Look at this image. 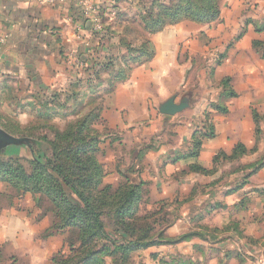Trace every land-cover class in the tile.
<instances>
[{"label": "crops", "instance_id": "1", "mask_svg": "<svg viewBox=\"0 0 264 264\" xmlns=\"http://www.w3.org/2000/svg\"><path fill=\"white\" fill-rule=\"evenodd\" d=\"M226 3L235 6L238 0ZM88 6L98 14L85 16ZM144 6V0H0V102L9 100L6 108L14 116L54 112L53 120L64 123L83 119L89 107L102 122L95 128L104 134L106 170L118 149L129 150L133 160L153 143L141 178L152 182L158 202L174 203L167 208L172 220L164 224V235L130 254V264H264V168L238 188L241 179L224 177L213 159L234 150L229 137H237L236 122L219 119L218 131L225 125L230 135L203 139L197 156L188 157L190 146L183 142L192 115L160 113L165 95L177 91L180 73L191 63L181 55L190 57L210 30L183 20L140 37L127 27L138 20L131 13ZM140 38L152 53L144 63L137 56ZM7 88H15V100L7 99ZM72 105L81 110L73 119ZM247 128L252 136L253 123ZM244 141L249 150L255 145L254 139ZM194 167L206 173L195 174ZM195 183L205 190L191 191ZM38 202L39 196L14 195L0 182V264H46L64 246L61 234L47 239L52 216Z\"/></svg>", "mask_w": 264, "mask_h": 264}, {"label": "rangeland", "instance_id": "2", "mask_svg": "<svg viewBox=\"0 0 264 264\" xmlns=\"http://www.w3.org/2000/svg\"><path fill=\"white\" fill-rule=\"evenodd\" d=\"M160 1L168 3V0ZM177 1L174 0L175 5ZM190 1L194 4L199 3L197 0ZM214 1L218 4V15L215 19L208 24L197 22L204 29L208 28L210 30L209 34L204 35L205 39L202 43L196 42L194 44L195 50L190 57L187 54L181 55L182 62L187 59L189 61L190 58L191 63L187 62V70L180 73L183 76L179 80L180 86H178L176 92L165 95V102L172 101L176 107H181L179 114L188 112L192 115L191 131L188 139L183 142H188L187 149L188 144L190 146L185 154L188 157H196L192 155L195 152L196 154L199 153V146L203 139L214 140L223 134L224 136L226 134L230 135L225 125H222L221 131H218L215 122L217 123L219 119L221 122L229 119L236 122L237 137L232 134L229 140L234 142V149L237 145L243 146L244 153L240 152L232 157L233 151L231 154L221 152L213 159L216 160L215 164L221 170L223 169L221 173L225 175L224 177L237 175L238 179H241L237 186L239 188L246 183L248 178L264 168V113H262L264 110V0H238L237 5L233 6L234 4H232L229 7L226 0ZM144 4H146L144 11H133L131 13V16L138 17V20L136 19L134 22L129 20L131 29L127 27V31L139 32L140 37L142 34H148V29L144 28L145 24L142 23L141 19L149 16L153 0H144ZM153 8L157 11L160 8V4L153 5ZM128 42L131 43L130 41ZM143 42H145V39L143 40L142 38L137 42V46L142 51L137 54L136 50V54L140 61L142 59L144 63L151 58L149 56V46ZM202 47H204V52L200 50ZM134 62L136 63V61ZM221 69H224L222 75L220 74ZM14 90L15 88H7V91L13 92L12 96H10L11 93L7 92V99L10 97V100L16 99ZM6 106L10 108L9 100L4 103L0 102V128L13 137L26 138L29 143L28 145L6 147L0 153V166L2 168H6V166L16 168L20 165L27 175H31L34 169V159L43 162L46 156L53 153L49 144L43 142V137L58 145L61 149H75L78 147L82 148L88 138L96 136L98 151L94 153L93 157L94 161L102 168L103 174L97 182V184L101 183L98 186L99 192H93L96 203L92 205L102 211L101 220L106 233L115 241L120 242L129 239L122 235L120 227L115 223L116 214L114 215V212L122 205L124 198L129 196V191H132L133 193L135 192L136 196V202L134 203V207H137L138 211L136 216L140 217L142 222L150 228V233L155 238L156 236L164 235V224H169L172 220V215L168 213L167 208L174 203L164 200L158 202L150 193V189L153 188L152 182L148 177H142L145 180L141 178V174L146 169L143 167L144 159L147 158L146 160H148V156L154 153L153 143L141 150L133 160L129 150L125 148L124 150L118 149V151L114 152L115 155L110 159V164L106 170L101 160L104 151L100 149L104 134L100 133L99 129H96L98 134H91L93 136L82 135L80 137L76 136L75 133H73V136L71 134L61 135L65 131V134L74 132L77 123L82 121V119H73L76 114L81 113L78 105L69 107L68 113H70L73 120L68 123H64L58 118L53 120V118H48L47 115L39 112H35L36 114L26 112L22 116H14V112L10 113V109H7ZM85 109H88L84 111L86 115L93 112L89 107ZM54 114L56 113L52 112L50 114L51 117ZM255 115L257 119H255ZM246 122L247 126L253 123L252 136L246 133L248 129ZM93 124H96V127L101 125L102 122L97 120ZM117 139L118 137H116V141ZM249 139H254L255 141V145L251 150L240 142V140L248 142ZM197 144L199 146L195 147ZM65 157L64 155V165L69 168L72 163ZM172 160L175 161V159ZM89 162L87 163L88 166ZM216 165H214L212 171L216 170ZM193 171L195 174H201L195 170ZM184 174L180 176H185ZM114 178L115 180H113ZM107 187L111 189L105 191L104 189ZM10 188L13 194L18 196L16 190L11 186ZM204 190L205 187H202L199 183H195L191 188V191L195 192ZM66 192L71 200L77 201L75 196L70 194V191L67 190ZM103 192L106 194L103 195ZM36 195L39 196L38 205L42 206L43 210L52 216L51 228L46 233L47 239L60 234L65 237L64 246L56 254L50 256L51 258L49 257L48 263L46 262V264H53V258L59 253L66 257L70 254L69 245L77 242L76 236L72 235L76 231L70 228L61 231L55 229L54 224H57V220L51 211L52 208L49 201L44 199V196ZM127 199H130V196ZM107 242H104L105 245H107ZM139 249L143 248L130 247L125 255L124 264H130V254ZM13 256L10 253L12 259ZM42 257V255L36 256L38 262H43L40 260ZM97 258L102 264H107V261H105L107 258L111 260L109 264H120L114 254L100 255ZM10 262L11 260H9V264Z\"/></svg>", "mask_w": 264, "mask_h": 264}, {"label": "trees", "instance_id": "3", "mask_svg": "<svg viewBox=\"0 0 264 264\" xmlns=\"http://www.w3.org/2000/svg\"><path fill=\"white\" fill-rule=\"evenodd\" d=\"M163 2L153 0V5L160 4V8L155 11L152 5L149 16L141 19L145 24L144 28L148 29V34L157 33L168 25L183 20L208 24L218 15V4L214 0H197L199 3L195 4L190 0H178L176 5L174 0H168L167 4ZM182 2L183 4H181ZM140 50L142 51L141 48ZM149 51L151 58L152 53L150 49ZM93 112L87 114L82 121L77 123L74 132L65 134V131L61 135L71 134L73 136L75 133L76 136L81 137L82 135L98 134L95 128L96 124H93L95 121L97 122L98 117L95 112L93 115ZM45 115L52 119L49 113H45ZM255 119H257L256 115ZM42 139L43 142L49 144L53 153L46 156L43 162L34 159V169L31 175H27L20 165L16 168L0 166V182L10 185L16 190L18 196L26 193L44 196V199L49 201L51 211L57 220V224H54L55 229L61 231L70 228L76 231L72 235L76 236L77 242L69 245L70 254L66 257L59 253L53 258V264H102L97 257L109 254H114L117 256L118 262L124 264L125 255L130 247L144 248L152 243L154 236L150 233V228L142 222L140 217L136 216L138 215L137 207H134L136 196L132 191H129L130 199H127L129 196H126L122 205L114 212V215L116 214L115 223L120 227L122 235L129 239L115 241L106 233L101 220L102 211L92 205L96 203L93 192H99L98 186L101 183L97 184V182L103 174L102 168L94 161L93 157L94 153L98 151L96 136L88 138L82 148L75 149H61L46 138ZM198 146L199 144L195 147ZM244 151L243 146L237 145L231 156L234 157ZM64 155L72 163L69 168L64 165ZM192 156H197L196 152ZM88 161H90L89 166ZM193 170L206 173L205 170L197 167H194ZM110 189L107 187L104 190ZM67 190L75 196L77 201L69 198ZM104 194L106 193L103 192ZM105 241H108L107 245H105Z\"/></svg>", "mask_w": 264, "mask_h": 264}, {"label": "water", "instance_id": "4", "mask_svg": "<svg viewBox=\"0 0 264 264\" xmlns=\"http://www.w3.org/2000/svg\"><path fill=\"white\" fill-rule=\"evenodd\" d=\"M181 109V107H176L172 101H168L160 109V113L163 115H174L179 113ZM28 143L29 141L26 138L13 137L0 128V153L8 146L28 145Z\"/></svg>", "mask_w": 264, "mask_h": 264}, {"label": "built area", "instance_id": "5", "mask_svg": "<svg viewBox=\"0 0 264 264\" xmlns=\"http://www.w3.org/2000/svg\"><path fill=\"white\" fill-rule=\"evenodd\" d=\"M99 9L97 7L88 6L85 9L84 15L87 17L96 16L98 14Z\"/></svg>", "mask_w": 264, "mask_h": 264}]
</instances>
